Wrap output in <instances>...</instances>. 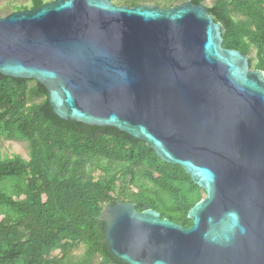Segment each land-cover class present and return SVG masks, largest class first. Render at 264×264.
I'll use <instances>...</instances> for the list:
<instances>
[{"label": "water", "instance_id": "obj_1", "mask_svg": "<svg viewBox=\"0 0 264 264\" xmlns=\"http://www.w3.org/2000/svg\"><path fill=\"white\" fill-rule=\"evenodd\" d=\"M203 3L53 0L0 15V74L35 80L60 119L114 127L205 191L190 227L104 204L124 264H264V71L222 46Z\"/></svg>", "mask_w": 264, "mask_h": 264}, {"label": "trees", "instance_id": "obj_2", "mask_svg": "<svg viewBox=\"0 0 264 264\" xmlns=\"http://www.w3.org/2000/svg\"><path fill=\"white\" fill-rule=\"evenodd\" d=\"M43 3L31 0V8ZM207 9L225 29L222 46L244 54L253 49L251 66L264 71V0H215ZM29 81L0 74V137L28 146L27 159L0 157V264H90L95 256L100 264H124L104 242L106 203L132 202L138 211L151 208L192 225L187 213L205 191L181 166L117 128L60 119L45 87ZM39 96L40 103L27 106ZM80 244L83 257L73 262L69 253Z\"/></svg>", "mask_w": 264, "mask_h": 264}, {"label": "rangeland", "instance_id": "obj_3", "mask_svg": "<svg viewBox=\"0 0 264 264\" xmlns=\"http://www.w3.org/2000/svg\"><path fill=\"white\" fill-rule=\"evenodd\" d=\"M53 0H44V3L51 2ZM112 3L116 5H128L132 6V3L138 4H145V5H156L159 7H162L161 5L164 4L165 0H110ZM187 0H174L172 3V6L181 4ZM215 0H204L203 4L208 7L213 4ZM25 9L31 8V0H0V15L6 16L11 12L17 11L14 9V7H24ZM171 7V6H170ZM162 8H168V7H162ZM24 10V9H20ZM254 55V50L252 49L250 53L248 54L249 58L250 56ZM252 67V66H251ZM35 84L34 80L29 81V86H33ZM44 99L43 96L39 97H29L27 100V106L33 103H40ZM20 155L23 158H28V146L26 141H19L14 139H8V138H1L0 137V157L4 156H10V155ZM149 185H151L148 182ZM118 188L122 187L121 182H117ZM84 246L83 244H80L74 248L69 253V258L74 262L78 261L83 257L84 253ZM57 252V251H55ZM101 258L99 256H95L91 259L90 264H100Z\"/></svg>", "mask_w": 264, "mask_h": 264}]
</instances>
